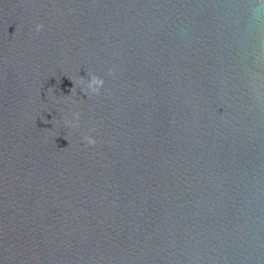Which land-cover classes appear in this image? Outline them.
Instances as JSON below:
<instances>
[{"label":"water","instance_id":"obj_1","mask_svg":"<svg viewBox=\"0 0 264 264\" xmlns=\"http://www.w3.org/2000/svg\"><path fill=\"white\" fill-rule=\"evenodd\" d=\"M0 264H264V0H0Z\"/></svg>","mask_w":264,"mask_h":264},{"label":"clouds","instance_id":"obj_2","mask_svg":"<svg viewBox=\"0 0 264 264\" xmlns=\"http://www.w3.org/2000/svg\"><path fill=\"white\" fill-rule=\"evenodd\" d=\"M42 27H43L42 24L41 25H37V30H39ZM112 71H114V70L113 69H109V72H112ZM89 83H90V86L93 85V84L97 85L96 91L99 92L100 91V88H102V86L104 85L105 81L101 77H92L90 79ZM79 115H80V113L77 112L76 113V116L79 117ZM84 138L87 140V142L89 144H95L96 143V139H95L94 136L87 135Z\"/></svg>","mask_w":264,"mask_h":264}]
</instances>
